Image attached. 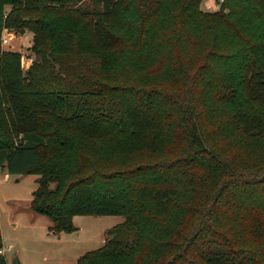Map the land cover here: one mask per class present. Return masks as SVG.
<instances>
[{"label": "trees", "instance_id": "obj_1", "mask_svg": "<svg viewBox=\"0 0 264 264\" xmlns=\"http://www.w3.org/2000/svg\"><path fill=\"white\" fill-rule=\"evenodd\" d=\"M136 2L124 29V0H0L36 55L0 48V168L53 232L124 217L76 264H264V0Z\"/></svg>", "mask_w": 264, "mask_h": 264}, {"label": "rangeland", "instance_id": "obj_2", "mask_svg": "<svg viewBox=\"0 0 264 264\" xmlns=\"http://www.w3.org/2000/svg\"><path fill=\"white\" fill-rule=\"evenodd\" d=\"M168 1L172 7H175L176 2L182 0ZM221 3V0H201L199 8L202 11L213 12L220 8ZM137 6L136 0H124V7L119 16L122 24L118 27L125 29L126 21L131 18L138 20ZM227 6L228 2L225 4V7ZM4 7L5 14L12 9L9 3H5ZM173 11L178 13L176 8ZM139 25H142V22L139 21ZM178 25L182 28L181 21L175 20L171 22L170 27L175 26L176 30ZM184 25L185 33L187 31L191 33L192 29L187 23ZM183 33L184 31L181 30L182 36ZM185 36L184 39L188 42V34ZM5 38H8L7 42L4 41ZM32 43L33 33L29 29L18 31L3 25L0 33V48L2 51L20 53V65L23 71L28 70L36 60V55L32 52ZM202 48L209 49V41L204 42ZM191 49L197 55L198 48ZM200 59L198 58L197 63ZM212 94L210 90L206 92V95L210 96V104L228 107V102L214 100ZM206 102L205 100V106ZM258 155L256 151L247 152L243 155L242 162L264 161V153ZM37 177L38 175L31 173L13 174L6 167L0 168V228L3 242L0 252L4 254L8 264H14L17 259L21 264H76L78 257L101 247L108 239L109 232L124 220L122 215H75L72 220L74 230L53 232L50 229L49 217L36 213L30 208L33 191L38 186Z\"/></svg>", "mask_w": 264, "mask_h": 264}, {"label": "water", "instance_id": "obj_3", "mask_svg": "<svg viewBox=\"0 0 264 264\" xmlns=\"http://www.w3.org/2000/svg\"><path fill=\"white\" fill-rule=\"evenodd\" d=\"M14 264H21V262L17 259Z\"/></svg>", "mask_w": 264, "mask_h": 264}, {"label": "built area", "instance_id": "obj_4", "mask_svg": "<svg viewBox=\"0 0 264 264\" xmlns=\"http://www.w3.org/2000/svg\"><path fill=\"white\" fill-rule=\"evenodd\" d=\"M221 2H223V0H221ZM4 41L7 42L8 41V38H5ZM0 251L2 252V249Z\"/></svg>", "mask_w": 264, "mask_h": 264}]
</instances>
